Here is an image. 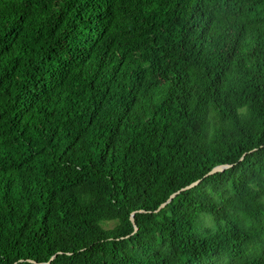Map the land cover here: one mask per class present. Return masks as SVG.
<instances>
[{
    "label": "trees",
    "instance_id": "16d2710c",
    "mask_svg": "<svg viewBox=\"0 0 264 264\" xmlns=\"http://www.w3.org/2000/svg\"><path fill=\"white\" fill-rule=\"evenodd\" d=\"M47 263L264 264V0H0V264Z\"/></svg>",
    "mask_w": 264,
    "mask_h": 264
},
{
    "label": "water",
    "instance_id": "95a60500",
    "mask_svg": "<svg viewBox=\"0 0 264 264\" xmlns=\"http://www.w3.org/2000/svg\"><path fill=\"white\" fill-rule=\"evenodd\" d=\"M229 167H231V166H229V165H225V166H217V167H215L210 173H209V175H212V174H215V173H218V172H223L225 169H227V168H229ZM199 182H196V183H194V184H191L190 186H188V187H186V188H184L183 190H187V189H190V188H192V187H194L195 185H197ZM179 193V192H178ZM178 193H175V194H173L171 197H170V199L165 203V204H163L162 206H161V208L162 207H164L168 202H170ZM131 221H132V223L134 224V227H135V231H137V226H136V224H135V221H134V218H133V216L131 217ZM55 258V256L52 258V260ZM47 264H49V263H47Z\"/></svg>",
    "mask_w": 264,
    "mask_h": 264
},
{
    "label": "rangeland",
    "instance_id": "374dc122",
    "mask_svg": "<svg viewBox=\"0 0 264 264\" xmlns=\"http://www.w3.org/2000/svg\"><path fill=\"white\" fill-rule=\"evenodd\" d=\"M108 228H112L114 226V223H109L106 225Z\"/></svg>",
    "mask_w": 264,
    "mask_h": 264
}]
</instances>
